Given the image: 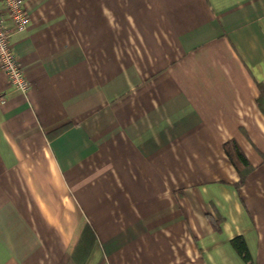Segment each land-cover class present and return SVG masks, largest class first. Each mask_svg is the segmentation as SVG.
<instances>
[{
    "label": "crops",
    "instance_id": "0c3cea01",
    "mask_svg": "<svg viewBox=\"0 0 264 264\" xmlns=\"http://www.w3.org/2000/svg\"><path fill=\"white\" fill-rule=\"evenodd\" d=\"M24 3L27 94L0 71V264H76L88 230L84 264H264V0Z\"/></svg>",
    "mask_w": 264,
    "mask_h": 264
},
{
    "label": "built area",
    "instance_id": "2783aa9c",
    "mask_svg": "<svg viewBox=\"0 0 264 264\" xmlns=\"http://www.w3.org/2000/svg\"><path fill=\"white\" fill-rule=\"evenodd\" d=\"M27 23L24 0H0V71L5 75L8 86L24 95L28 92L29 83L19 67L11 37L24 31Z\"/></svg>",
    "mask_w": 264,
    "mask_h": 264
},
{
    "label": "trees",
    "instance_id": "16d2710c",
    "mask_svg": "<svg viewBox=\"0 0 264 264\" xmlns=\"http://www.w3.org/2000/svg\"><path fill=\"white\" fill-rule=\"evenodd\" d=\"M257 87L259 90V95L256 99V104L260 109V111L262 112V114H264V81L257 83ZM222 149L239 175V181H238V186H239L241 183H243L246 174H248L251 171L252 167L248 159L246 158V156L244 155V153L241 151L240 147L234 140H228L224 142ZM230 243L234 248V250L237 252V254L240 256V258L245 263H250L251 259L243 238L241 236L234 237L230 240ZM91 247H92V236L90 231L88 230L86 234L84 232L82 240H80V243H78V245L75 248L74 254L72 255L77 260L76 264H84L85 258L88 256ZM79 255L81 257L80 260H78Z\"/></svg>",
    "mask_w": 264,
    "mask_h": 264
}]
</instances>
